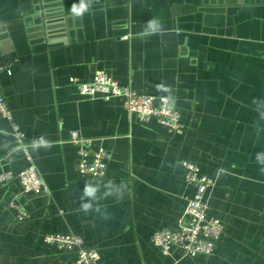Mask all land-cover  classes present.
<instances>
[{"label": "crops", "instance_id": "1", "mask_svg": "<svg viewBox=\"0 0 264 264\" xmlns=\"http://www.w3.org/2000/svg\"><path fill=\"white\" fill-rule=\"evenodd\" d=\"M84 2L78 15L81 0H0V66L12 63L0 91L49 188L0 185V264H73L75 253L45 242L49 233L82 236L99 264H264V0ZM97 70L169 98L184 132L70 82ZM72 130L110 152L103 179L79 173ZM183 161L215 179L208 214L225 230L212 255H164L151 241L176 227L194 193ZM29 165L0 115V173Z\"/></svg>", "mask_w": 264, "mask_h": 264}, {"label": "built area", "instance_id": "2", "mask_svg": "<svg viewBox=\"0 0 264 264\" xmlns=\"http://www.w3.org/2000/svg\"><path fill=\"white\" fill-rule=\"evenodd\" d=\"M4 70L11 72L12 63L0 66V71ZM70 82L77 86L79 92L86 97L99 96L105 100L120 97L124 100L126 109L139 120L156 119L171 133L184 132L180 111L167 97L141 94L130 86L121 85L104 70H97L91 81L83 82L72 77ZM0 115L11 124L17 141L30 162L29 167L18 174L13 171L1 172L0 185H7L18 179L26 194L49 193L47 184L28 154L24 143V133L15 122L13 112L1 91ZM70 142L78 150L79 173L83 176L103 179L111 159L110 152L104 147L93 149V139L84 137L79 130L71 131ZM182 165L185 169L184 181L188 186L193 187L194 193L187 198L186 207L178 218L176 227L155 231L151 236V241L164 255H170L173 250H178L183 256L191 258L198 255H212L225 230L221 220L210 217L208 214L207 192L215 185V179L203 173L200 167L193 162L183 161ZM9 207L17 210L19 221H24L30 216L23 204L15 200L11 201ZM44 239L46 243L55 245L63 251L75 253L76 259L73 264H99L100 262L101 256L98 249L85 246L83 237L78 234L49 233Z\"/></svg>", "mask_w": 264, "mask_h": 264}, {"label": "clouds", "instance_id": "3", "mask_svg": "<svg viewBox=\"0 0 264 264\" xmlns=\"http://www.w3.org/2000/svg\"><path fill=\"white\" fill-rule=\"evenodd\" d=\"M87 8V5L85 4L84 0H81V4L79 6H73L72 11L76 14H82L83 11H85ZM258 159H261V157L258 156ZM264 162V160H262ZM90 191V190H89Z\"/></svg>", "mask_w": 264, "mask_h": 264}]
</instances>
